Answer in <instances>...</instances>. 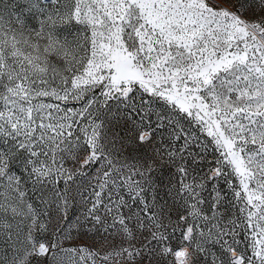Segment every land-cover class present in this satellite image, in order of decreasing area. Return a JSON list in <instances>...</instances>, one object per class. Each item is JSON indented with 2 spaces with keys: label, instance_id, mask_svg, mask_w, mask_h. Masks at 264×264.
<instances>
[{
  "label": "snow or ice",
  "instance_id": "6c2138e0",
  "mask_svg": "<svg viewBox=\"0 0 264 264\" xmlns=\"http://www.w3.org/2000/svg\"><path fill=\"white\" fill-rule=\"evenodd\" d=\"M0 264H264V0H0Z\"/></svg>",
  "mask_w": 264,
  "mask_h": 264
}]
</instances>
